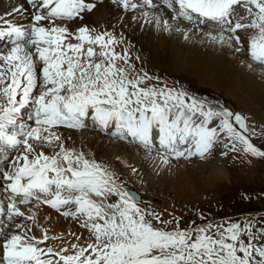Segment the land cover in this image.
Wrapping results in <instances>:
<instances>
[{
    "label": "snow or ice",
    "instance_id": "6c2138e0",
    "mask_svg": "<svg viewBox=\"0 0 264 264\" xmlns=\"http://www.w3.org/2000/svg\"><path fill=\"white\" fill-rule=\"evenodd\" d=\"M106 6L119 14L85 23ZM133 25L236 53L246 43L249 69L264 74V0H24L0 14V264H264V216L201 213L207 222L181 228L126 186L120 166L144 184L139 169L92 151L98 133L169 177L215 159L264 162L253 140L264 125L137 67ZM42 213L84 231L50 235Z\"/></svg>",
    "mask_w": 264,
    "mask_h": 264
},
{
    "label": "bare ground",
    "instance_id": "6f19581e",
    "mask_svg": "<svg viewBox=\"0 0 264 264\" xmlns=\"http://www.w3.org/2000/svg\"><path fill=\"white\" fill-rule=\"evenodd\" d=\"M17 4H24V0H0V14L10 10ZM24 6L27 7L26 4ZM104 12L105 15L88 16L85 23L103 24L119 14L118 10L111 6H106ZM9 19H15L17 23L24 25H27L29 21L27 15L9 17ZM125 23L127 24V21ZM207 30L205 29V31ZM117 32H119V29H117ZM125 33L127 38L136 46L133 53L138 54L142 59L176 72L187 70L200 83L210 85L213 89H224L231 100L236 101L246 112L251 113L253 118L264 125V74L253 73L249 69L248 64L250 61L247 56L246 43L245 50L236 53L227 45L221 47L210 43H202L199 34L190 33V39L185 41L179 34H160L151 27L141 29L137 25L125 27ZM249 34H251V30L241 33L245 41ZM6 46L5 41L0 43V48ZM89 142L97 159L110 160L113 164H116L114 156L119 152L128 165L139 169L146 181L144 184L137 180L129 167L120 166L122 178L129 181L127 187L135 188L145 194L142 195L147 198L154 197L160 200L158 203L165 201L172 204L171 206L176 207L175 210L177 209V202L182 204L199 201L198 198L209 191L214 182L226 176L223 168L216 166L214 162L216 160L207 164L194 163L191 166H181L172 177L167 174L155 176L151 171V162L146 160L142 153L136 149L115 148L107 141H102L98 133L90 134ZM76 143L79 144L78 137ZM156 205L157 203H152V206ZM169 208L171 210V207ZM47 211V209L44 210V212ZM41 223L49 227L50 235L60 234L61 232L64 234L68 232L79 234L84 231L79 229L74 222L64 221L62 217L55 213L46 223L42 213ZM49 243L55 246V242L49 241Z\"/></svg>",
    "mask_w": 264,
    "mask_h": 264
},
{
    "label": "rangeland",
    "instance_id": "374dc122",
    "mask_svg": "<svg viewBox=\"0 0 264 264\" xmlns=\"http://www.w3.org/2000/svg\"><path fill=\"white\" fill-rule=\"evenodd\" d=\"M133 55L138 54L133 53ZM134 63L137 64L138 68L142 66L150 75L160 77L161 81L169 85L183 86L195 96H200L202 93L209 91L210 93L206 94L205 98L214 105H223L233 112L234 110H237L238 113L242 112L249 118L250 123L255 122L256 124L263 125L256 118H253L251 113L246 112L236 101L231 100L230 96L224 92V89H213L210 85L200 83L187 70L176 72L170 68L149 63L141 57L140 61H134ZM253 140L258 146H264V137H254ZM215 160L217 161H214L216 166L221 169L223 168L226 176L214 182L209 191L198 198L199 201L182 204L177 202L176 204L178 205L175 210L176 207L171 206L172 204H168L165 201L158 203L160 200L154 197L147 198L143 196L145 194L140 192L143 200L147 201L146 203L150 205L152 210L157 211L162 216V219H179L181 228L187 227L190 221H195L196 224L207 222L201 221L198 218L201 213L207 220L214 221L226 219L242 220L246 214L264 216V162H254L252 166H248L247 164L239 166L233 165L230 159ZM152 203H157V205L152 206ZM168 206L171 207V210Z\"/></svg>",
    "mask_w": 264,
    "mask_h": 264
}]
</instances>
